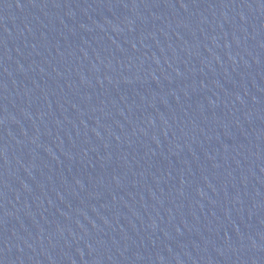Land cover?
<instances>
[{"label": "water", "instance_id": "water-1", "mask_svg": "<svg viewBox=\"0 0 264 264\" xmlns=\"http://www.w3.org/2000/svg\"><path fill=\"white\" fill-rule=\"evenodd\" d=\"M0 264H264V0H0Z\"/></svg>", "mask_w": 264, "mask_h": 264}]
</instances>
